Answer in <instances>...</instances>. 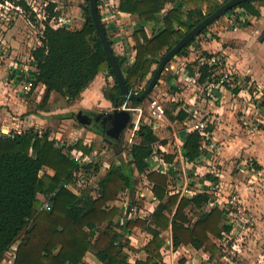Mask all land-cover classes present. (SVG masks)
I'll use <instances>...</instances> for the list:
<instances>
[{
	"label": "trees",
	"instance_id": "obj_1",
	"mask_svg": "<svg viewBox=\"0 0 264 264\" xmlns=\"http://www.w3.org/2000/svg\"><path fill=\"white\" fill-rule=\"evenodd\" d=\"M4 1L21 6L25 11L30 10L23 0ZM85 1L86 7H89V0ZM228 1L121 0L120 12L138 16L146 23L162 22L165 25L163 31L151 36L144 26L134 31L132 40L136 57L125 71L128 59L116 56L128 89L135 93V87L145 84L140 92L135 93L141 95L157 69L152 70L153 66L158 67L162 58L181 39ZM258 3H264V0L244 2L222 18L238 10V18L245 17L243 27H248L252 20L264 17V8L259 9ZM57 8L55 2L47 8L48 19L44 22L41 45L32 51L33 65L37 71L25 78L26 83L32 84L31 92L40 85L45 88L40 109L45 111L52 94L61 96L69 105L74 104L100 73H107L114 79L113 87L104 88L105 98L114 108H121L125 103L132 106L142 104L144 101L137 103L123 96L90 12L84 8V25L81 28L51 26L50 21L59 15L55 11ZM98 12L102 22L99 7ZM208 28L198 37L206 35ZM196 40L185 46L176 58L188 57L189 49ZM110 43L114 44L112 40ZM198 49L201 48L198 46ZM213 56L201 51V56L185 67L191 76L198 74V86L220 83L223 75L220 68L201 62V59ZM177 80L178 77L174 76L169 79V84L173 85V81ZM172 88L177 90L174 85ZM238 91L236 87L232 93L237 94ZM261 106L264 108V95ZM172 110H166L169 121L186 125L193 120L178 103L173 104ZM72 115L69 118L76 119V114ZM214 129L209 126L208 132L213 133ZM94 133L102 137V146L114 149V153L124 151L122 142H114L110 146L102 134ZM184 138L183 155L189 162L207 154L202 148L199 132H189ZM136 139L129 147L127 162L119 165L113 163L99 181L91 183L90 177L100 174L101 165L97 162L78 167L67 150L75 149L89 155L94 144L78 141L74 146H64L58 140L51 139L49 132L43 134L33 128L17 133L14 138L0 135V264H3L15 244H18L15 264H90L86 260L88 252H93L103 264H132L126 250L146 254L145 261L134 264H162L163 236L168 231L172 233L175 251L192 246L196 250L207 249L211 254L210 260L222 258L219 243L222 245L232 240L233 223L227 219L230 211L226 207L219 208L207 191L193 197L169 193L168 177L151 172L148 167L156 153V146L167 144L154 132V124L142 123ZM167 160L172 161L173 157H167ZM136 175L147 178L158 203L148 218H131L116 207L109 208L123 191H133L135 194ZM204 178L218 183V178L214 176L207 174ZM82 180L86 181L84 186ZM72 185L83 189L74 192L69 188ZM95 190L96 195L92 196ZM47 203L49 210L44 207ZM210 204L214 207L208 211ZM130 205L137 206L135 197ZM137 228L148 230L152 235L141 250L133 248L128 240L130 233Z\"/></svg>",
	"mask_w": 264,
	"mask_h": 264
},
{
	"label": "rangeland",
	"instance_id": "obj_2",
	"mask_svg": "<svg viewBox=\"0 0 264 264\" xmlns=\"http://www.w3.org/2000/svg\"><path fill=\"white\" fill-rule=\"evenodd\" d=\"M50 1L57 4L58 8L55 11L59 13L58 16L68 19L69 22L67 26L69 28H76L77 26L81 28L84 25L83 12L84 8L87 6L85 0H48V2ZM224 1L225 0H219V3H223ZM4 2L0 0V67H7L10 69L13 65H17L18 67H20V65H26L24 61L27 62L28 55L32 52L33 48L36 47L43 30L42 24L44 21L37 17L36 14L33 16L28 11H25V14L24 12H17L16 4L12 2L7 4ZM37 2L43 6L44 0H37ZM1 4L3 5L1 6ZM256 5L259 9L264 8V3H258ZM41 11L42 9L39 8V12ZM238 12L237 10L221 18L224 20L220 19L212 24L208 28L206 35L197 37L195 44L189 49V62L179 60L181 58L173 59L167 66V70H165L161 76L158 86L155 87L151 94V98L159 100L166 110L173 111L172 106L176 103L180 104L181 110H198L201 116H206L205 119L213 122L212 124H205V127L213 126L215 130L218 129V131L222 133L228 132L229 134V136L225 138H223L221 134V141L209 139V142L214 144L215 147L213 152L210 153V164L206 161L205 169L201 173L206 174L209 171L213 172L212 176L219 177L220 181L217 184L210 179L211 184L209 183V186H212L211 193L214 199L225 205L232 213L233 239L230 243H227L226 246H223L222 258H217V261L213 263L206 262V264H264V243H254L257 238L255 237V233L259 231V228L262 229L264 226V167L260 166L258 161L259 158L256 157H264V148L260 146L257 155L254 156V152L252 153L251 151V146L255 145V143L253 142L250 146L247 145L249 140H253L261 134L263 135L264 124H261L260 121H264V110H262L261 113H253L251 121L248 124H245V121L241 119L243 113L240 110L237 111V114L229 109H226L227 111H224L222 114H213L211 111L212 109H209V107L213 108L218 101L212 100L208 96L209 91L207 89L197 91L192 84H186L185 82H182V84L179 83V78H181L180 76L183 74L185 67L188 64H193V62L201 56V50L198 49V46H202L201 43L206 39L211 44L215 45L214 49H212V51L215 52L212 54L224 56L227 64V59H230V64H234V68L236 64H240L241 69H239V71L243 73H235L236 71L230 68V66H232L230 64L224 69L225 72L228 71V68L231 69L233 76H235L233 78L235 82L238 83L239 90H241L240 86H243V84H251V86L254 84H264V46H260V44H264L260 42V37L264 32V17L260 18L258 21H251V25L248 27H243L242 20L245 17L239 19ZM102 20L105 24L104 26L107 27L109 21L105 19V15L102 16ZM17 23L19 24L18 28H20L19 31L16 30ZM237 30L242 31H239L241 33H237ZM242 33H245V38L243 36L238 38ZM218 49H224L225 52L220 50L217 51ZM261 56L263 59H260L262 58ZM254 60H257L255 64L253 62ZM224 65L226 66L225 62ZM156 68L157 66H154L153 70ZM194 69L197 70L198 68L194 67ZM13 70L16 73V69ZM14 72L10 70V74H14ZM174 76L178 77L177 81H173V85L177 90H174L172 88L173 85L169 84V79ZM19 81L23 80L20 79ZM178 84H181L184 88L178 86ZM144 86L145 84L135 87V93L140 92ZM226 89L228 90V88ZM228 91L232 92V90ZM39 92L40 87L29 95L23 93L22 97L25 101L29 102L32 112L30 114L23 113L21 114L22 117L24 119L28 118V124L33 125V129L42 131L43 134L49 132L51 139L60 137L61 145L71 146L79 140L98 146L100 157L96 162L101 165L102 170L100 172L101 175L90 177L89 181L91 183L99 181L102 175L104 176L107 173L108 168L113 163L119 165L122 162L128 161L129 140L131 135L128 130L125 131L123 137L122 149L124 151L112 153L113 149L102 146V137H98L97 134L90 131V129L83 128L75 118L62 117L74 112V114H77L81 111L80 108H75V110L69 109L70 105L67 101L56 94L55 97L51 99V104H48L45 111H43L40 109L43 94ZM249 93L250 95L245 94L246 96L239 100L240 109L245 100H247L248 103L252 102L253 105L257 103L258 97L255 94L259 92L256 91V88L253 87L252 90H249ZM39 96V101H37ZM147 101L148 100L142 103L144 107L142 121L146 124H155V119L148 113ZM232 108L234 109L236 106ZM228 111H230V113ZM175 114H177V112ZM30 115H32V117ZM214 116H216L215 120H213ZM133 119L137 120L138 116L134 115ZM190 124L192 125V122L182 125L178 124V122L168 121L165 122L156 133L164 139L169 136V139L166 140L170 142L171 147H175V139L172 134L178 133V131L187 128ZM253 128H257L258 131L250 132ZM83 129L85 131L80 135L79 131L82 132ZM238 138L242 143L237 140ZM228 139L231 141L228 142ZM136 140L137 139H135V141ZM221 175H223L222 179ZM199 177L200 176H196L194 173L191 175L189 173L187 176V186H185V180L181 179L176 183L177 186L171 184L170 189H178L181 192L185 189H192L194 191L195 186L193 187L191 184H200L201 178ZM135 180L136 190L139 193L147 194L150 186L148 182L139 175H136ZM201 187L199 186L197 189H201ZM82 189L83 188H75L77 192ZM120 197L124 201H130L131 198L128 191H123ZM137 198H135L136 204H141L140 201H144L141 200L139 196ZM149 200V197L148 200L145 198V201L149 202ZM243 226L247 227L246 231L242 230ZM258 240H260V238ZM180 254L177 261L182 262V259L185 258V252H180Z\"/></svg>",
	"mask_w": 264,
	"mask_h": 264
},
{
	"label": "crops",
	"instance_id": "obj_3",
	"mask_svg": "<svg viewBox=\"0 0 264 264\" xmlns=\"http://www.w3.org/2000/svg\"><path fill=\"white\" fill-rule=\"evenodd\" d=\"M120 1L121 0H109V4L112 5V8L110 7V9L106 10L103 14L105 15V19L109 21V24L107 27L105 26V29L108 33L109 39L111 38L110 40H112L114 43L112 45V47H113V51H114L115 55L120 56V57H126L128 59V62L124 67V71H125L128 68V66L131 65L135 61V57H136L135 44L132 40V35H133L134 31L139 29L141 26H144L148 35L151 36V35H154L156 33L163 31L165 28V25L162 22L146 23V22L140 20L138 16L128 15V14L120 12L118 9L119 5H120ZM114 13H115V15H113ZM241 16H243V15H241ZM221 20H224V19H221ZM258 20H260V18H256L252 21L254 22V21H258ZM129 23H130V25H127ZM18 25L19 24L17 23L16 24V30L17 31H19V29H20V28H18L19 27ZM103 25H105V24L103 23ZM79 27L80 26H77V28H79ZM239 31H242V30H239ZM239 31L237 33H241ZM242 36L245 38V33H242V35L240 34V36H238V38H241ZM38 40L40 41V39H38ZM127 44L129 46V48H127ZM201 45L202 46H199L201 48L199 50L207 51V52L209 51V52H211V54L213 52H215V51H212V49H214L215 45L211 44L208 40L205 39L201 43ZM260 46H264V44H260ZM219 50L220 49H218L217 51H219ZM220 51L225 52L224 49H221ZM189 56L186 58H181L179 60H184L186 62H189L190 61ZM263 57L260 59H263ZM227 60H228V64H230L231 63L230 59H227ZM256 61L257 60L253 61L254 64ZM225 62H226V60H225ZM228 64L226 62V67H228ZM230 65H232V64H230ZM233 65L230 66V68H233V70L236 71L235 73H243L242 71H239V69H241L240 64H236L235 68L233 67ZM11 67H10V69L7 67H0V129H3L5 131H11L14 133V136H15L17 133L26 132V131L34 128L33 125L28 124V121H29L28 118L25 117L26 119H24L21 115L23 113L24 114H30L32 112V108L29 105V102L25 101L24 98L22 97L23 93L26 95H29L30 93H33L34 91L31 92V90H29L28 83H26V79L24 77L20 76L19 71L16 70V73H15L13 68H11ZM153 68H154V66H153ZM153 68H152V70H153ZM230 68H228V70L231 71ZM10 70L13 71L14 74H10ZM187 74L190 75L188 72H187ZM20 79L23 81H19ZM254 85L251 86V88L253 89V87H255L256 91L259 92L257 96L258 97L262 96V98H263L264 84H254ZM113 86H114V79L111 76H109L107 73L98 74L97 77L95 78V80L90 84V86L82 93L80 99L77 100L74 104L70 105L69 109L75 110V108H80V110L93 111V112H98V113H101V112H109L110 113V112H112L115 108L113 107L112 103L105 98L104 88H106V87L111 88ZM39 87H40L39 93L43 94L44 89H45L44 86L40 85ZM216 93H217V97H218L216 99V101H218V103L213 108L209 107V109H212L211 111L213 112V114L214 113L215 114H222L224 111H227L226 109L234 111L237 114V111L240 110L243 113V117L241 119L245 121V124L250 123L252 114L254 113L253 108H252V102L248 103V101L245 100L242 104L241 109H240L239 100L242 98H239V96L233 95V93L231 91H228L224 87L219 88L216 91ZM55 95L56 94H52L51 99L53 97H55ZM39 98H40V96L37 98L38 99L37 101H39ZM51 99L49 101V104H51ZM147 103H148V101H147ZM125 104L128 105V103H125ZM128 106L135 107L132 105H128ZM137 106H142V104H139ZM235 106H236V108L233 109L232 107H235ZM228 112L230 113V111H228ZM30 116L32 117V115H30ZM131 116H132V114H131ZM133 117L134 116H132V119H133ZM215 118H216V116H214L213 120H215ZM234 118H235V116H234ZM168 121L169 120L166 117L165 120L162 122H155L154 132L156 133V131L159 130L162 127V125H164L165 122H168ZM188 127H189V125H188ZM188 127L181 130V131H178V133L172 134V136L175 139V147H171L170 142H168L166 140V139H169V136H167V138L164 139L156 133L161 140H166L167 144H159L156 146V153H154V155L152 156L151 161H150L149 166H148L151 172H158V173H162V174L166 175L169 179V181H168L169 193H171V194L177 193V194H180L181 197L182 196L193 197L194 195L203 193L205 191L211 193V189H212V186H209L211 184L210 179L209 180L204 179V177L206 176L207 173H209L208 175L212 176L213 172L208 171L206 174L201 173L205 169V162L207 161L209 163V161H210V158H211L210 153L211 152L208 149H205L202 147L203 150H205L207 152V154L201 156L198 160H196L194 162H189L183 155V144H184V140H185L184 137L187 133L190 132L188 130ZM36 129H39V128H36ZM84 131H85L84 129L82 130V132L79 131V134L81 135ZM221 134H222L223 138H225L226 136H229L228 132L222 133L221 131H218V129H216V130L214 129V132L211 133V135H210V139L214 140V141L215 140L221 141L220 140ZM245 138H244V140H245ZM56 140H58L60 142L61 138L58 137V138H56ZM237 140L240 141L239 138ZM230 141L231 140L228 139V142H230ZM253 142L255 143V145L251 146L252 147L251 151H252V153L254 152V156H256L259 147L262 146L264 148V132H263V135L261 134L260 136H257L253 140H249L247 145L250 146ZM83 143L91 145V144L84 142V141H83ZM208 143H211V142H208ZM240 143H242V141H240ZM75 144H73L71 146H74ZM109 149H112V148H109ZM112 153H114V149H113ZM167 157H173V160L168 161ZM256 157L259 158L258 161L260 163V166L264 167V161H263L264 157H259V156H256ZM189 173H190V175L192 173H194L196 176H200L199 178H201L200 184H196V183L191 184L193 187L195 186L194 191L192 189H190V190L185 189L181 192L178 189H172V190L170 189L171 184H173L174 186H177L176 183L179 182L181 179L185 180V186H187V184H188L187 176ZM100 175H101V173H100ZM218 175H220V174H218ZM141 177H143L148 182V184L150 185L149 189H148V193L147 194L139 193L136 190L135 191L136 195H135L133 191H130L129 192L130 197H131L130 201H131V199H133L134 195H135V198H137L139 196V198L141 200H144L143 202L140 201L141 204L140 203L137 204L136 207L138 210H140L142 212V216H140L139 218H148L154 213L155 209L157 208L158 203H157V201H156V199L152 193V185L150 184V182L147 180V178L145 176H141ZM215 177L218 178V182H219L220 181L219 177L218 176H215ZM222 177H223V175H221V179H222ZM198 185L200 187L202 186L201 189H197V187H199ZM69 188L74 190V192L76 191L75 188L73 187V185L69 186ZM135 188H136V185H135ZM96 191L97 190H95L92 193V196L96 195ZM148 197L150 198L149 202L145 201V198H147V200H148ZM212 198H213V201L215 203H217L219 208H221V209L225 208V205H223L220 202H217L214 199V197H212ZM130 201H124L119 196L116 201H114L113 203L110 204L109 208L112 209V208L116 207L119 210L125 212L128 216L129 209L131 207ZM213 207H214V205L210 204L207 207V210L209 211ZM131 218H135V217H131ZM227 219L229 220V217H227ZM195 220L196 219H194V221ZM255 237H257L255 239V242H254L255 244H257V243L263 244L264 243V226L262 229L259 228V231H257L255 233ZM259 238H260V240H258ZM151 239H152L151 233L148 230H144L141 228L134 229L130 233V235L128 236V240L130 241L131 246L135 249H138V250L143 249ZM163 239L165 241V245L161 249V255L163 257V263L162 264H206V262H208V261L210 263L217 261L216 259L210 260L211 254L205 248H202L200 250H196L192 246H186V247H181L175 251L174 248L172 247V233H171V231L166 232L163 236ZM220 243H219V245H220ZM126 251L128 253V256H129V261L132 264H134L136 261H145L146 260L147 256L144 252H138L137 253V252H133V251H129V250H126ZM180 252H185V254H184L185 258H183L184 260L182 259V262L177 261L178 256L181 255ZM86 260L90 264H103L102 262H100L98 260V258L96 257V255L93 252L87 253Z\"/></svg>",
	"mask_w": 264,
	"mask_h": 264
},
{
	"label": "built area",
	"instance_id": "obj_4",
	"mask_svg": "<svg viewBox=\"0 0 264 264\" xmlns=\"http://www.w3.org/2000/svg\"><path fill=\"white\" fill-rule=\"evenodd\" d=\"M27 6L29 7V13L30 14H36L37 17L41 18L44 22L48 19V14H47V8L49 6L50 3H52V1L48 2V0H44L43 2V6H41L40 4H38L37 0H23ZM4 3H9L8 1L4 2ZM54 3V2H53ZM12 4V3H11ZM3 4H1L2 6ZM98 7L101 11V15L103 16L104 12L106 10H109L110 7L112 8V5L109 4V0H100L98 3ZM39 8L42 9L41 12H39ZM16 11L25 14V10L23 11V8L21 6L16 5ZM42 14V15H41ZM115 15V13L113 14ZM44 22L42 24V28L43 30L45 29L44 26ZM68 19L64 18V17H54L51 21H50V25L51 26H67L68 25ZM103 23V20H102ZM127 25H130L127 24ZM43 30H42V34H43ZM42 34L40 36L39 39H41ZM39 41V40H38ZM41 45V42L39 41L36 45L35 48H33V50H35L38 46ZM32 50V51H33ZM224 56H220L218 54H214L213 57L209 58V59H201L202 63H207L211 66H218V68H220L221 73H223L222 75V79L220 81V83L216 84V83H207L206 85L203 86H198L197 85V79H198V74L196 76H190L187 74V72L184 70L183 74L181 75V78H179V83L182 84V82H185L186 84H192L194 86V89H196L197 91H202L203 89H207L209 91L208 96L212 99V100H216L217 97V93L216 91L219 88H230L232 91L234 88L239 86L237 85L238 83L235 82L234 80V76L232 74V72L230 70L225 72V68L226 66L224 65ZM33 58H32V52L28 55L27 57V62L24 61V63H26V65H20V67H18L17 65H13V69H16L19 71L20 76L24 77V78H29L30 75L32 74V72L37 71L36 67L33 65ZM181 84H178V86H181L182 88H184ZM32 84L28 83V88L29 90H31ZM180 88V87H179ZM233 88V89H232ZM241 90L238 91L237 94H234L235 96H239V98H242L245 96V94L250 95L249 90H252L251 88V84H243V86H240ZM258 95V94H255ZM258 97V96H257ZM262 96L258 97V101L255 105L252 104V108H253V112L254 113H261L262 110H264V108H262L261 106V102H262ZM195 105V104H192ZM148 113L149 115L155 119V122H162L165 120L166 118V109L164 107V105L157 99H152L151 101H148ZM119 110H126L129 111L132 116L137 115L138 119L134 120L132 119V125L130 127L127 128V130L131 133L130 135V146L132 144L135 143V139L137 137V133L140 130V127L143 123L142 121V117L144 114V107L143 106H135V107H130L127 104H124L121 108H119ZM187 112L189 113L190 117L193 119L192 125L190 124L188 127V130L190 132H199L200 136H201V144L202 147L205 149H208L210 152H213L215 145L212 143H208L209 139H210V135L211 133L208 132V127H205V124L208 125V123L212 124L213 122L205 119L206 116H201L200 112L198 110H193L191 109L190 111L187 110ZM197 120V121H195ZM209 121V122H208ZM261 124H264V121H260ZM155 129V128H154ZM252 131H258L257 128H253L252 130H250V132ZM0 135L3 137H10V138H14V133L11 131H5L3 129H0ZM67 153L69 154V156L71 157L72 161L78 166V167H83L89 164H95L97 163L96 161L98 160V158L100 157L99 155V147L98 146H94L93 147V151L89 154V155H85L81 152H79L78 150H70ZM86 183L85 180H82V185L84 186ZM44 207L46 209L49 210L50 206L49 204H45ZM129 215L131 217H140L142 216V212L140 210L137 209V207H130L129 209ZM232 213L230 212L229 214V220L233 223V219L231 218ZM243 231L247 230L246 226L242 227ZM232 234V233H231ZM233 239V238H232ZM232 241V240H230ZM229 243V242H227ZM227 243H223L220 247L223 248V246H226ZM17 248H18V244H15L10 252L6 255V258L3 262V264H15L16 263V252H17ZM206 260V259H205ZM209 262V261H208Z\"/></svg>",
	"mask_w": 264,
	"mask_h": 264
},
{
	"label": "water",
	"instance_id": "obj_5",
	"mask_svg": "<svg viewBox=\"0 0 264 264\" xmlns=\"http://www.w3.org/2000/svg\"><path fill=\"white\" fill-rule=\"evenodd\" d=\"M248 1L255 0H230L227 3L223 4L217 11H215L212 15L203 20L196 27H194L183 39L178 42V44L173 49H171L162 58L154 75L152 76L149 82L147 89L141 95L131 92L126 85L123 72L116 60V55L113 51V47L110 43L107 32L102 22L100 21L98 12V0H89V7H85V11L90 12V18L92 19L93 24L95 25L98 37L103 45L104 51L110 63L111 70L118 86L121 89L123 96L128 100L139 103L146 100H152L151 94L159 83L164 71L167 70L166 68L168 64H170V62L177 57V54L185 46H187L193 39L197 38L204 29L208 28L209 26L220 20L222 16L228 11ZM260 41L264 42V32L260 37ZM127 48H129L128 44ZM72 114L73 113H70L62 117L69 118L73 116ZM76 119L82 126H85L90 129V131L99 132L103 136H107L105 140L110 146H113L114 140L121 141L127 128L132 125L131 113L126 110H119L118 108H115L110 113H98L93 111L81 110L76 114Z\"/></svg>",
	"mask_w": 264,
	"mask_h": 264
},
{
	"label": "flooded vegetation",
	"instance_id": "obj_6",
	"mask_svg": "<svg viewBox=\"0 0 264 264\" xmlns=\"http://www.w3.org/2000/svg\"><path fill=\"white\" fill-rule=\"evenodd\" d=\"M124 137V136H123ZM107 138V136H104V139H106ZM114 142H122V144H123V138H122V140L121 141H116V140H114Z\"/></svg>",
	"mask_w": 264,
	"mask_h": 264
}]
</instances>
